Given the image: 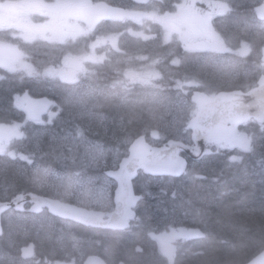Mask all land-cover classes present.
<instances>
[{"label":"flooded vegetation","instance_id":"1","mask_svg":"<svg viewBox=\"0 0 264 264\" xmlns=\"http://www.w3.org/2000/svg\"><path fill=\"white\" fill-rule=\"evenodd\" d=\"M206 1L215 4L221 0H108L109 4L124 5L128 9L131 5L135 7V4L152 5L154 11H158L160 18L158 23H153L149 20L155 14L138 11V15L135 16L137 21L132 19L123 22L104 21L101 25L93 18L94 9L90 5L94 0H0V11L2 12L0 26H5L0 28V46L9 45L19 49L25 58V68L21 71L0 68V83H35L38 82L39 77L43 78L42 95L48 96L56 105L47 118L34 121V123L39 128L44 127L45 122L48 123L47 127H52L50 123H53L55 127H64L62 139L66 143L62 144L70 153L68 157L62 155L54 160H67L74 167L78 165L85 167L84 172H74L67 178L98 185L101 194L110 196V193L115 191L116 184L110 179L108 173L117 172L122 161L128 157L124 138L126 133L128 141H131L134 135L139 134L146 139L152 137L155 146H162L165 143L162 129L155 134L149 131V127L140 124L139 119H134L136 123H132L137 110L140 112L141 108L134 107L132 110L130 106L136 102H142L144 103L142 114L152 116L155 109L145 103H150L153 97H160L159 100L163 101L167 100L164 103L161 102L163 113L169 107L172 116L187 118L184 125L188 136L187 144L194 147V150L199 148L197 144H194L193 131L190 128V121L199 114L198 105L193 102V97L196 93H201L213 99L227 86L210 77L206 67L200 66L205 65L204 53L214 54L215 56H211L213 61L221 60V56L211 51V41L188 43L184 49V44L178 43V39L182 36L179 32L182 29L189 33L190 38L199 37V35L209 38L211 35H220L221 30L225 29L229 40L222 45V50L230 52L232 64L237 63L239 56V63L245 65L250 72L249 77H244L248 80V90L257 86L259 80H254L255 76L249 63L256 54L264 53V31L255 30L250 26L247 40L238 42V38L233 35L230 27L236 21L249 25L248 20L251 17L249 9L243 6L227 7L228 10L222 17L220 14L206 16L199 8L205 5ZM225 1L230 2L231 0ZM76 3L80 5L78 9ZM183 7H187L185 18H181L180 14ZM166 17L180 18L171 22L173 29L169 37L170 30L162 26L167 22ZM20 18L24 21V27L33 32V43H26L15 34L13 27ZM207 20L214 22L213 29L205 24ZM131 22L134 23L133 25L140 24L146 30L152 28L162 37L169 38L171 41L169 45L182 60L184 75H189V77H175L173 81L177 87H173L172 84H159L165 74L169 75L171 57L156 56L155 51L141 48L139 42L134 41L130 45H125V34H130L141 41L149 38L141 29L124 31ZM182 24H186L187 27ZM98 25H101V28H96ZM80 33L90 36L85 40L87 43L85 47H77L81 41ZM92 36L100 37V39L92 40ZM256 36L260 37L256 38ZM76 37H79V40H76ZM94 43H99V45H93ZM237 51H243L246 55L245 59H242ZM61 57H69V61H62ZM216 63L220 65V62ZM28 64H31L34 70L29 69ZM46 71L47 75L54 76V78L46 77L44 75ZM186 81H190L191 84L188 85ZM72 88H75V92ZM68 90L70 94L66 93ZM30 96L35 95L32 93ZM78 102L82 103L84 109L77 110ZM181 102H184V105H180ZM66 107L70 108L66 109ZM125 121L128 122L125 123ZM249 124L252 123L241 124L239 132H246ZM44 133V139L38 144L42 143L43 149L48 150L47 142L57 143L58 137L54 139L55 132L52 135L49 131ZM128 144L130 145V142ZM42 147L36 144L37 154L43 152ZM206 149L212 154L205 156L199 164L211 159L229 164L230 161H237L241 157L238 156L240 150L225 144L207 142ZM29 155L32 156L31 163L23 162L29 169L26 178L33 183L35 193L46 195L52 192L53 186L47 183L44 174L39 173L42 170L36 169L39 163L52 165V160L44 157L34 158L33 153ZM179 156L189 163V168L192 166L187 155L179 153ZM49 172L51 176L47 177L48 180L59 178L55 172ZM170 181L174 185L173 195L177 200L180 192L186 195L185 180L171 179ZM196 198L197 201L192 200L195 203L198 202V194ZM95 207L104 211L112 210V204L108 202L96 203L91 209ZM40 240L39 246L42 253H38V256L42 264H83L90 256L89 240L85 247L83 245L77 247L76 244L81 241L72 238L46 239L50 247L42 246L44 236ZM60 245H63V248ZM120 250L117 245L113 254L118 256ZM9 251L16 256L14 250Z\"/></svg>","mask_w":264,"mask_h":264},{"label":"trees","instance_id":"2","mask_svg":"<svg viewBox=\"0 0 264 264\" xmlns=\"http://www.w3.org/2000/svg\"><path fill=\"white\" fill-rule=\"evenodd\" d=\"M247 29L248 25L240 22L232 27L231 32L234 36H239L241 33H248ZM26 87L30 91L33 89L37 95L40 93L37 85H22L19 93H24ZM5 91L8 89L3 92ZM2 99L6 100V105L0 103V113L11 109L7 106L10 99L0 97V102ZM6 115L0 114V116ZM140 124L148 126L146 121ZM251 132L255 138H260L264 135V127L253 129ZM213 163V161L209 162V169H213ZM251 163L253 165H250ZM206 180V182H193L184 189L189 198L196 197L194 193L198 194L196 208L191 213L193 217L183 225L189 230L193 227L198 235L182 245L179 256L183 260L178 257L174 264L249 263L264 250V154L261 164L247 155L235 167L221 174L212 189L208 188L211 177ZM167 196L171 197L172 193H167ZM5 200L7 197L0 196V201ZM146 208L152 209L128 232L108 235V239H103L105 246L108 247L107 259L110 264H170L159 251L157 253L154 251L152 247L154 241L148 230L153 229L154 226L159 227V220L154 217L164 218L168 210L175 213L180 211L177 206L165 208L163 203L159 207L153 202H149ZM156 212L161 214L156 216ZM117 243L121 245H118L121 249L118 256L111 252V247ZM138 246L143 248V253L136 252ZM191 252H199V254L193 255L190 254Z\"/></svg>","mask_w":264,"mask_h":264},{"label":"water","instance_id":"3","mask_svg":"<svg viewBox=\"0 0 264 264\" xmlns=\"http://www.w3.org/2000/svg\"><path fill=\"white\" fill-rule=\"evenodd\" d=\"M127 13L124 9L100 4L96 8V20H124ZM200 103V114L191 121L194 142L199 148L192 150L181 143H170L169 147L163 149L151 148L143 143L144 139H139L132 146L131 158L125 160L121 170L116 174L118 182V191L116 196V211L110 221L99 223V226L113 228L115 230L127 227V221L135 217L130 211L135 202L132 180L137 176L140 170L157 176H178L179 173L187 169V162L178 157L180 151L189 154L193 160H201L205 154V145L213 141L225 143L234 148H241L245 152H250L251 142L246 134H239L238 126L241 122L255 119L258 122H264V77L260 80L257 89L245 94L241 91L231 93H221L216 99L210 100L201 95L198 99ZM52 102L47 98L38 99L29 102L27 110L32 116L39 117L45 115L51 108ZM211 153H208L210 155ZM23 200L18 201L17 206H22ZM50 211L66 219L84 222L86 225H98L96 217L93 214L82 210H77L64 204L53 201L44 202ZM12 205L0 204L1 214ZM92 264H102L100 261H94ZM249 264H264V251L253 259Z\"/></svg>","mask_w":264,"mask_h":264},{"label":"rangeland","instance_id":"4","mask_svg":"<svg viewBox=\"0 0 264 264\" xmlns=\"http://www.w3.org/2000/svg\"><path fill=\"white\" fill-rule=\"evenodd\" d=\"M234 1L242 2L244 0H234ZM252 1H255V0H252ZM79 2H81V1H79ZM76 4H77V9H78L80 7V5L78 3H76ZM227 7L231 8L230 3L221 0L219 3H215V4H213L212 2L206 1V4L203 6H200L199 8L204 12V14L206 16L220 14V16L222 17V15L225 14L226 11L228 10ZM186 12H187V7H183L182 12L180 13L182 15L181 18L186 17ZM153 14H155V16L151 19V21L153 23H158L159 18H160L158 11L154 12ZM166 19H167L166 24H163L162 26L165 29L170 30V32L168 34V37H169L171 35L172 29H173L171 22H175L176 20H179L180 18L171 19V17H166ZM238 23H240V22L236 21L233 24V26L235 27V25H237ZM205 24L210 26L211 29H213L212 27L215 26L214 22L209 21V20H207L205 22ZM182 25L184 27H187L186 24H182ZM4 27L5 26H0V28H4ZM13 29L16 31L15 34L17 36H19L24 42L33 43V41H34L33 32L27 30L24 27V21L22 18H20L19 21L15 23V26L13 27ZM179 33L182 36L178 39V43H183L184 49H186V46L188 43H196L198 41H211V51L212 52L217 54L220 51H222L221 47L224 44L222 42V38L220 35H216V34H215V36L211 35L209 38H206L203 35H199V37L190 38L189 33L187 31H184L183 29ZM84 35H86V33H80V37H83ZM76 40H79V37H76ZM167 40H169V38ZM237 53L239 55H243V56L245 55V53L243 51H237ZM91 54L95 55L94 52H91ZM63 61H69V58H66ZM181 64H182V61H176V62H173L171 65L180 66ZM249 65L251 68L252 64L249 63ZM200 66H204L206 68L213 69L210 76L212 78H214L215 80L220 81L222 84H224L226 86H232L235 83L236 79H241L243 82V85L246 87L248 86V84H247L248 80H245V78H244V80L247 82L246 83L243 80V77H249L251 74L247 70L246 66L241 64V63L225 64V65L218 66V64L216 62H213L211 60H206L205 65H200ZM27 67L31 70H34L33 67L31 66V64H28ZM0 68H7L10 70H18V71H21L22 68H25V58L21 54V51L19 49H15L13 47H10L9 45L0 46ZM184 76L189 77V75H184ZM191 77L194 78V76H191ZM40 81H43V78H40ZM167 81L169 82V78H167ZM75 83L76 82H74V84ZM186 83L188 85L191 84L190 81H186ZM0 103L2 105H6V100L2 99V101ZM142 106L143 105L140 103H135V104L130 106V108L132 110L134 107H140L141 108L140 109L141 113L137 110V114L133 119H140L142 117V115H143L142 113H144V109L142 108ZM76 107L78 109H81L83 107L82 103L78 102L76 104ZM150 107L152 109H154L153 105ZM127 113H125L124 115L126 116ZM155 113H156V109H155ZM155 113L153 115H155ZM148 116H150V118H152L151 115H148ZM160 121L165 125L174 123V119L169 115L161 117ZM259 129H261V128H259ZM0 134L5 135V131L0 132ZM2 139L3 140L0 141V147L5 146L4 136ZM36 141H38V140L36 139ZM37 145L42 147V143L37 144ZM42 149H43V147H42ZM252 151L254 152V157H256L258 160L263 158L264 136H262L261 141L259 140L257 142V146L254 142V147H253ZM43 152L48 156L49 153L47 151H45L43 149ZM227 168H228V166H222L220 169H209L208 164H203L199 167V169L195 173L194 177H195V179H200V181H202V182H206L207 181L206 179L211 177V181L209 182L210 187H208V188L212 189V186L214 185V183L219 180L220 175L222 173H224V171H226ZM204 178H205V180H203ZM0 180H4L6 183L5 186L0 187V190L3 192H4V190H6L8 188H15L16 183L24 184V185L31 184V182L29 180H27L24 177L17 175L13 170H10L4 164H1V163H0ZM194 182H196V181H194ZM55 186L60 188V189H62L63 187H70L72 189V188H74L75 185L71 184L69 182H65V181H56ZM89 194H92V195H89L88 197H82V196L78 195L75 199L77 201H80L83 203H85V201H88V204L90 203V200L101 199V200L105 201L108 199V198H105L103 195H100V194H98V195L94 194V193H89ZM67 197L73 198L72 196H69V195H67ZM190 199L195 200L196 198L192 197ZM184 202L187 203V197L184 198ZM205 202L206 201L204 200V204H205ZM179 211H180L179 213H175V212H171L168 210L165 213L164 218H166V217L171 218L170 222H166L164 220V218H162V216L160 219H158L157 217H154L157 220H159L158 225H159V227H161L162 231L157 230V229H153V231L150 234L151 236H154L155 239L158 241V242H154L152 244L154 251L157 253L160 249L161 253L164 254V256L166 257V259H168L170 264H173V262L175 261V255L173 254V252H174V249H175L177 242L184 240V239H188L193 234V231H195V229L193 227H191V230H189L183 226L193 217L191 215V213L193 212V209L191 208V206H187V204H185L184 209L179 210ZM158 214H161V212H156V216H158ZM184 219H186V221ZM22 229H23V227H21V226H15L10 231V234H13V233H15L19 230H22ZM31 229H32V231L36 230V228H31ZM37 231L40 232V231H42V229H38ZM43 233H44L43 235L45 237V240L42 241L41 244L43 247H50V243L47 242L46 239L53 238L52 230H46ZM85 242H88V241L86 240ZM158 243H159V249H156L155 247H157ZM117 245H120V243H117ZM117 245L114 246L115 249L117 248ZM197 253H199V252H197ZM1 256L6 257V254L4 252H1ZM7 259H8V257H7ZM187 259H189V258H187ZM181 260H183V258ZM8 261L10 262V259H8Z\"/></svg>","mask_w":264,"mask_h":264},{"label":"bare ground","instance_id":"5","mask_svg":"<svg viewBox=\"0 0 264 264\" xmlns=\"http://www.w3.org/2000/svg\"><path fill=\"white\" fill-rule=\"evenodd\" d=\"M246 14V13H245ZM245 16V15H244ZM109 112V111H108ZM119 115V114H118ZM127 117V116H126ZM129 119V118H128ZM125 120V119H124ZM124 120H123V122H124ZM127 120V119H126ZM140 120V119H139ZM138 120V121H139ZM133 121H134V119H133ZM132 121V123H136V121H134L133 122ZM128 122V121H127ZM126 121H125V123H127ZM130 122V121H129ZM139 123V122H138ZM133 124V125H134ZM47 146L48 147H50V148H52L53 150H55L56 151V153L57 154H61V152H62V146L61 145H59V144H56V143H54V142H47ZM224 173H225V171H224ZM218 192H220V191H218ZM172 193H173V190H172ZM206 196V195H205ZM186 197V195L184 194V193H179V196H178V200L175 202V205L177 206V208L179 209V210H182V209H184V207H185V204H186V202H184V198ZM202 197V196H201ZM203 197H204V195H203ZM212 197V196H211ZM213 198V197H212ZM209 199V198H208ZM183 201V202H182ZM203 201V200H202ZM209 201V200H208ZM196 204L197 203H193L192 205H191V208L192 209H195L196 208ZM201 206V205H200ZM209 216V215H208ZM213 216V215H212ZM211 216V217H212ZM210 217V216H209ZM214 217V216H213ZM164 220L166 221V222H170L171 221V218H169V217H166V218H164ZM217 220V219H216ZM208 222H209V220H208ZM209 227V226H208ZM59 238H65L64 236H62V235H60L59 236ZM61 247L63 246V245H60ZM63 248V247H62ZM62 248L60 249V252L62 251ZM114 251H115V248H114V246H112L111 247V252L112 253H114ZM191 254H193V255H195V254H199V253H197V252H192ZM179 259H182V258H180L179 257ZM131 261V260H130Z\"/></svg>","mask_w":264,"mask_h":264}]
</instances>
